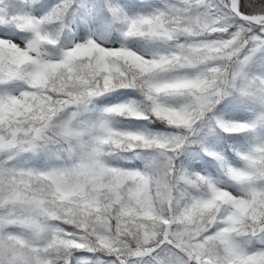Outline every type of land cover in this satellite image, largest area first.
<instances>
[{
  "label": "snow or ice",
  "instance_id": "6c2138e0",
  "mask_svg": "<svg viewBox=\"0 0 264 264\" xmlns=\"http://www.w3.org/2000/svg\"><path fill=\"white\" fill-rule=\"evenodd\" d=\"M0 264H264V0H0Z\"/></svg>",
  "mask_w": 264,
  "mask_h": 264
}]
</instances>
